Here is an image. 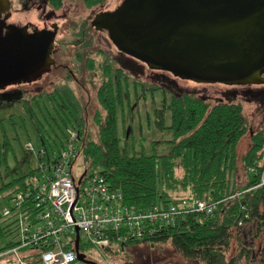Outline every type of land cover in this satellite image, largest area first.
<instances>
[{"label": "trees", "instance_id": "16d2710c", "mask_svg": "<svg viewBox=\"0 0 264 264\" xmlns=\"http://www.w3.org/2000/svg\"><path fill=\"white\" fill-rule=\"evenodd\" d=\"M48 1L51 7L58 9L69 0ZM80 1L87 8H95L105 2ZM88 27L87 23L82 24L81 36ZM81 42H76V58L79 62L84 61L93 73L99 71L103 78L96 92L100 108L92 117L96 127L94 133L87 105L69 79L50 91L21 98L22 113L47 153L50 155L65 144L67 128H77L82 136L83 158L89 162L90 168L98 169L113 186L122 190L126 204L147 207L167 203L178 199V196H209L217 202L213 213L205 215L203 222L198 221L199 215L203 214L190 212L180 216L174 226L151 236L150 240L126 242L123 248L113 242L107 254H120L126 247L140 243L156 245L170 242L183 257L204 264H250L253 244L244 243L236 228L253 222L255 229L251 234L261 238L257 264H264V129L253 133L250 147L240 156L239 145L250 123L242 103H212L190 92L171 95V124H166L168 91L163 86L130 76L116 66L108 54L102 61L95 62V58L88 55L89 51L81 49ZM130 84L133 85L132 92ZM159 90L164 93L163 106L154 108L149 115V123L159 130H171L173 137L153 139V153L147 154L145 149L139 153L134 134L132 148L125 140L127 131L132 132V125L129 129L126 127L125 115L131 111L132 93L147 99L148 92L153 96ZM13 117L14 113H11L8 119L0 118V166L7 162L10 152H14L5 121H9L15 132L13 138L25 150ZM164 143L169 149L161 154L156 147ZM34 172L35 169L30 168L12 177L0 186V193L7 191L5 197H8L22 188ZM10 234L12 237L0 253L17 242L13 222L0 225V235ZM234 240L237 252L229 256ZM10 261L8 259L6 264Z\"/></svg>", "mask_w": 264, "mask_h": 264}, {"label": "rangeland", "instance_id": "374dc122", "mask_svg": "<svg viewBox=\"0 0 264 264\" xmlns=\"http://www.w3.org/2000/svg\"><path fill=\"white\" fill-rule=\"evenodd\" d=\"M10 2L9 22L11 23L22 25L30 21L42 26L45 22H53L54 24H56L55 21L57 22L58 33L54 43L56 49L54 52H56H53L52 57V59H56L57 65L52 66L49 72H46L37 80L22 81L0 89V118L8 119L9 115L14 113L13 119L25 148L24 150L18 140L13 138L14 129L9 121H5V127L12 137L14 152H10L7 162H3L0 166V186L9 182L12 177L19 175L21 172L25 173L30 168L37 167V152L43 147L36 132L22 113L20 102L23 96L30 97V95L39 92L50 91L57 84L69 79L71 86L74 87L80 99L87 105V115L91 119V126L94 130L92 132L96 131L92 117L95 111L100 108L96 92L103 78L99 71L93 73L87 68L84 61L79 62V59L76 58L77 41H83L81 49L85 52L89 51L88 55L95 58V62L102 61L108 54L111 59L113 58L115 65L123 68L130 76L141 81L163 86L168 91L166 124H171V95L173 93L190 92L212 103L219 101H237L242 103L250 123L249 130L241 139L239 145L240 156L250 147L253 133L264 129V83L199 82L191 78L182 77L165 68L152 67L146 61L122 51L110 39L108 31L96 30L90 26V20L93 15L101 10L98 9L99 6L87 8L80 0L66 1L58 9L51 7L48 0H10ZM121 2L122 0H105L100 6L103 10H110L117 8ZM84 22L89 26L87 31H85V37L81 36V26ZM87 41L88 44L85 46ZM64 65L67 68H62L65 67ZM130 89L132 92V84H130ZM132 95L131 111L126 109L130 113L127 112L125 115L126 127L129 129L130 125H132V132L129 133L127 131L125 140L128 142L129 147L132 148V136L134 134L136 150L140 153L142 149H145L147 154H151L154 151L151 145L153 139L161 140L173 137L171 130H159L149 123V115L154 108L163 106L164 93L159 90L151 96V92H148L147 99H143L141 94L138 97L134 96L133 93ZM1 135L2 129L0 125V137ZM28 141L32 142L34 149H26L25 143ZM168 149L169 146L165 143L156 147V151L161 154L166 153ZM80 163L81 160L77 162V167H79ZM239 172H242L241 168ZM245 182L243 180L244 184ZM6 193L7 191L0 193V214L3 213L7 205ZM181 197L183 196H178L177 198ZM0 219V225H4L6 221L3 222V216ZM254 229L255 223L253 222H247L236 228V232L244 243L253 244L250 264H257L261 243L260 237H254L251 234ZM11 237L12 234L8 236L0 235V249ZM84 252L91 261L98 264H204L202 261L183 257L174 249L170 242L156 245L140 243L126 247L120 254H107L105 258L95 247L87 246ZM236 252L237 242L234 240L229 256ZM7 260L8 258L3 257L0 262L6 264ZM10 264L17 263L11 260Z\"/></svg>", "mask_w": 264, "mask_h": 264}, {"label": "water", "instance_id": "95a60500", "mask_svg": "<svg viewBox=\"0 0 264 264\" xmlns=\"http://www.w3.org/2000/svg\"><path fill=\"white\" fill-rule=\"evenodd\" d=\"M10 8L0 0V89L49 72L58 31L6 23ZM91 24L152 67L199 82L264 83V0H122Z\"/></svg>", "mask_w": 264, "mask_h": 264}, {"label": "built area", "instance_id": "2783aa9c", "mask_svg": "<svg viewBox=\"0 0 264 264\" xmlns=\"http://www.w3.org/2000/svg\"><path fill=\"white\" fill-rule=\"evenodd\" d=\"M81 140L80 130L69 127L66 142L57 151L49 155L45 147L38 150L33 176L7 197L0 214L13 222L17 241L0 258L17 264H88L87 246L105 258L113 242L123 248L126 242L150 240L174 226L180 216L198 212L203 214L198 221L203 222L216 208L209 196L147 207L126 204L122 190L90 168L81 153ZM25 147L34 149L31 141ZM77 244L84 259L78 256Z\"/></svg>", "mask_w": 264, "mask_h": 264}, {"label": "flooded vegetation", "instance_id": "af4514ba", "mask_svg": "<svg viewBox=\"0 0 264 264\" xmlns=\"http://www.w3.org/2000/svg\"><path fill=\"white\" fill-rule=\"evenodd\" d=\"M11 9V8H10ZM98 9H101V10H99V11H97L96 13H99V12H102V11H108L109 9H102V7L101 6H99V8ZM116 9V7L115 8H113V9H110L111 11L112 10H115ZM95 13V14H96ZM5 14L6 13H2V15L0 16V19L1 20H3L4 19V17H5ZM95 14L93 15V17L91 18V20H90V26L91 27H93L94 29H95V27L94 26H92V24H91V21H92V19L94 18V16H95ZM5 21H6V23H11V22H9V17L7 18V19H5ZM55 23L57 24V22L55 21ZM85 23V22H84ZM54 23L53 22H45L42 26H39V25H37V24H34L33 22H26V23H24V24H22V25H20V24H18L19 26H21V27H23V26H25V25H28V28H27V31L28 32H33V30L34 29H36V28H38V29H43V28H46V29H52V25H53ZM57 33H58V31H57ZM57 35V34H56ZM87 44H88V41L86 42ZM81 46H83V44H82V42H81V44H80ZM54 50H56L55 49V47H53V51H52V53H51V56L53 57V54L56 52H54ZM54 52V53H53ZM54 60V62H53V65L52 66H54L55 64L57 65V63H56V59L55 58H53ZM55 65V66H56ZM60 65H62V64H60ZM63 66V65H62ZM65 67H62V68H67V66L66 65H64ZM73 71V70H72ZM7 88V87H6Z\"/></svg>", "mask_w": 264, "mask_h": 264}]
</instances>
